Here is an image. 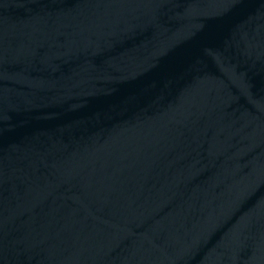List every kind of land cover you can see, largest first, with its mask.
I'll return each instance as SVG.
<instances>
[{"label":"water","instance_id":"1","mask_svg":"<svg viewBox=\"0 0 264 264\" xmlns=\"http://www.w3.org/2000/svg\"><path fill=\"white\" fill-rule=\"evenodd\" d=\"M0 264H264V0H0Z\"/></svg>","mask_w":264,"mask_h":264}]
</instances>
